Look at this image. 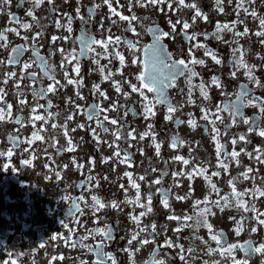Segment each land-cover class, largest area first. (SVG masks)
I'll return each instance as SVG.
<instances>
[{
    "label": "flooded vegetation",
    "instance_id": "1",
    "mask_svg": "<svg viewBox=\"0 0 264 264\" xmlns=\"http://www.w3.org/2000/svg\"><path fill=\"white\" fill-rule=\"evenodd\" d=\"M186 3H196L200 10L208 17L207 22L202 18H197L192 27L188 29V33H196L197 38L191 42L187 41L182 35V24L176 25L174 38H165L162 43L165 49L172 54V59H184L189 61V49L192 48V55L197 59H203L204 65H195V71L199 75L193 78L194 85L200 84L201 80L206 85L210 84L211 77L220 76L221 88L212 85L208 88L209 99L205 100L198 88L193 89L192 100L195 103L188 102V84L186 76L177 78L175 86L167 90L170 102L178 108L174 114L176 119L184 121L183 124H175L170 120H166L167 114L164 105H157L155 108V116L144 119L142 110V100L137 93H131L128 83L139 86V82L135 79L136 75L141 71V65L132 64L133 55L142 59V49L146 44L152 43L153 37L148 29L151 26L158 25L163 31L172 33L168 21L173 23L177 19L187 20L190 24L195 14L194 9L181 7L178 0L173 3V9L169 10L167 4L160 5L164 12H160L157 8L149 5L148 7H140L133 0L132 11H129V0H112V5L121 14L126 16L136 15L138 19L133 22V27L138 35H134L128 30V22L120 21L119 17L111 16L107 5L102 0H54V4H49L44 0L39 7H34L33 0H9L8 4H3L0 0V31L7 28L15 27L19 30L20 35L17 36L13 32H7L8 47H0V89L4 90V101L6 104L12 105V115L6 116L0 121V152L6 153L12 149L13 155L9 158L7 155L0 157V264H81V261H87V264H94L96 259L88 248L71 247L61 240L58 236L53 240L52 236L59 234L60 236H72L77 239L80 236L88 235L89 231L94 228H103L106 225L112 226L115 239L107 241L104 248L105 252H112L118 264H131L129 255L123 249L128 247L127 241L132 232L137 231L136 224L129 218V214L138 215L145 209L136 207L135 205L125 202V197L134 198L136 190L129 184L128 177L124 176L125 172H131L133 179L144 175V181H138L140 184V192L142 200L149 191L155 193L157 188L171 189V198L169 199L170 209H165L161 203V198L157 194L153 198V211L142 217V225L156 224L158 235L155 236V243H150L140 248L135 253L134 259L136 264H144L146 260L152 257L154 250L158 245L164 243L166 238H171L184 246V253L188 264H204V261H212L220 259L218 253L211 256L207 255V247H216L215 243L209 239L208 230L199 228L194 230L192 227H183L181 231L175 232L173 229L177 227V221L168 220L171 214L178 216H194L196 209L194 202L203 200L209 195L210 189L203 176H195L191 181L185 176H172L173 172L190 171L194 165H200L208 168L207 175L211 176L213 171H219V177H212L213 183L221 189L220 195L224 196L231 192V187L227 181L235 177H239L235 181V187L238 191L243 192L245 189H254L256 187L264 189V163H259L255 159H250L241 149L246 152H253L259 146L264 149V137H260L255 132L249 133V125L244 124L237 119L235 126L226 127L231 123L230 116L227 112L221 113L223 121H218L216 126L221 132L220 141L226 145V150L231 152L233 145L231 138L244 134L249 142L238 141L235 150L241 152L237 158L239 166L232 160H226L229 165L228 171L217 168V157L215 144L212 140V125L206 120L201 119L203 113L201 108H207L215 111L217 105L228 104L235 100L236 94L240 90V85L245 84L250 91L257 97L264 98V88L256 87L250 83L244 75V70L237 72L236 77L231 76L234 71L232 66V50L236 47L242 48L246 55L245 61L250 65H255L254 75L264 83V44L261 43L264 37H257L254 33L259 28V19L240 12L239 19L244 23L235 24L234 31L243 32L245 26L249 29V33L243 37L234 36L233 31H223L220 33L221 39H217L211 34L215 30L217 22L230 26L233 21L237 20L236 4L237 0H223L224 12L221 13L217 9L216 0H185ZM93 4H100L101 7L96 10L90 18L88 9ZM77 7L81 10V15L85 17L84 21L76 18ZM244 7L249 11L255 10L259 18H264V0H254V3L245 2ZM55 9V12H54ZM31 10L34 12L36 20L27 15ZM67 13L73 17L72 32L69 34L63 27L57 29L54 20L59 18L62 23H66V19L62 14ZM19 18L21 23H28L32 27L28 30L20 28L19 24L10 23V15ZM111 16V19L109 18ZM112 21H116L113 23ZM103 27L101 28L100 25ZM82 32H86L96 39H106L108 36L113 38L121 37L119 45L110 44L109 53L115 47L125 57V66L122 74L117 73L121 69L118 57L108 55L107 59H102L94 54L86 57H79L80 73L77 77L72 72V65H67V71L71 78L79 80L83 79L82 86L67 84L64 77L65 69L60 67L64 56L57 51L63 48L66 52L73 49L79 54L80 44L77 38ZM37 33H42L33 41V37ZM204 33H208L211 38L205 40ZM28 37L25 41L21 37ZM59 37L52 42V37ZM64 37H69L67 40ZM131 40L136 43L140 51L133 52L127 47L124 41ZM238 41V44L236 43ZM197 42L205 44L208 49L214 50L217 57L222 60L217 65L210 56H205L204 48H194ZM0 43H3L0 41ZM27 43L29 49L25 51L21 57V63L9 65L7 59L13 47ZM35 43L42 57L50 65L51 72L55 79L59 80L63 87H59L54 93H48L43 99L34 96V92H38L41 88L46 89L51 80L47 78L41 67L37 63H33L35 59L32 54L31 45ZM97 53H103V48L95 46ZM237 55H239L237 53ZM94 59H99L100 66H107L105 75L110 69L114 75L111 79L103 80L98 70V65L94 63ZM24 62L31 63L32 66L26 70L25 79L19 81L21 95H17L18 89L15 86L21 74V66ZM76 61H73V64ZM16 72L17 76L8 78V83L3 81L7 78L5 73ZM36 73V80L27 78V73ZM113 81H120L122 84V92L118 93L113 85ZM98 84L100 90L104 91L108 96L105 100L98 93L93 92V85ZM77 91L84 97L80 99ZM123 92H129L130 97L126 100ZM151 98L152 93H147ZM251 98V97H249ZM20 100L25 103L21 104ZM51 100L52 107L47 108V102ZM117 104L115 111L109 110L100 114V119L107 115L109 119H116L120 122L118 125H112L104 121L108 132L101 131L97 127L96 120L89 121L87 119V109L90 105L99 104L103 108L110 109L112 104ZM37 105H45L39 108ZM77 105L79 108H77ZM0 107H5L4 103H0ZM36 107V114L42 115L45 120L35 121V127L32 126L31 117L32 109ZM135 109V112H133ZM7 111V110H6ZM128 115L125 116V112ZM244 115L248 118L259 116L258 108L248 106L244 110ZM49 112L59 115L49 117ZM72 114L73 119L67 120L66 117ZM191 114L196 120V127L192 128L188 125ZM17 117L22 118V123H17ZM214 119V117H213ZM57 127L53 128L52 125ZM67 125L68 136L71 137L73 144L76 146L74 152H59L61 147L67 146V139L64 136L62 125ZM83 124L81 129L78 125ZM148 124H152V132L156 135V142L161 144L160 154L157 156L156 148L153 144L151 135L146 136L143 140L139 139L141 133L148 131ZM122 125V126H121ZM75 129V131H72ZM92 129H95L100 137L101 143L93 138ZM135 129L136 139L129 140L126 134ZM207 129V131H206ZM39 131L43 140H34L31 144L27 143L32 138V133ZM119 131L121 139L116 141L119 149L123 154L124 151L129 152L133 159V167L129 168L127 164H122L113 156L116 151L115 147H109L115 140L113 133ZM227 133L226 135L224 133ZM19 138V144L13 148L9 137ZM176 136L186 143L176 149L170 147L171 139ZM106 141V142H104ZM129 143L132 147L129 148ZM140 149L143 150L141 154ZM181 155L190 160L188 166L181 161H175L173 157ZM75 158L77 165H84L83 169L78 168L72 163ZM111 157L107 163L102 162L104 158ZM90 158L94 159V166L89 163ZM30 161V164H24L23 161ZM8 165L7 168L4 166ZM47 165V167H46ZM67 165V168H64ZM247 167L254 169L249 173L250 179L245 180L239 174ZM156 169V171H152ZM61 173L60 179H57L55 173ZM167 171L168 175L163 178L161 185H151V182L160 177L161 172ZM92 176L94 179L88 181L87 177ZM107 177V179H105ZM97 182L99 186L97 185ZM177 183L179 186L177 187ZM80 185H84L83 188ZM121 185L124 187L121 188ZM151 185V187H150ZM191 186L192 194L185 200H177L176 196H185L189 192ZM127 190V193L125 192ZM98 196L103 202L109 203L113 200L120 204L121 210L105 208L93 215L90 207L92 204V196ZM65 196L77 197L83 196L80 207L82 214H77L74 219L79 221L75 223L70 219L71 200H64ZM215 193L211 194V199H216ZM249 206L255 204L260 212H264V197L244 198ZM146 202V201H145ZM203 207V205H200ZM214 216L209 217V222L213 225L215 231H223L229 243H243L251 240L255 246L264 243V225H256L254 219H245L243 221V231L239 236L235 235L233 229L236 226V220L241 216L252 217L253 213H244L242 209L237 210L234 206L225 208L223 212L219 208H213ZM234 217L235 219H230ZM264 219V217H261ZM98 220V223L96 221ZM67 223L69 228L74 232H69L63 227ZM188 223H191L189 221ZM256 226L257 232L252 233L251 227ZM166 229V230H165ZM145 234H141L143 238ZM199 236L202 239H197ZM99 235L91 236L83 243L89 246L99 242ZM207 241V244L204 243ZM41 243L45 246L41 247ZM137 242H133L131 248H137ZM194 249L189 252L188 249ZM179 248L160 249L158 259L164 260L165 264H184L178 258ZM11 253V256L8 254ZM63 259H59V257ZM237 259H245L244 254L236 250ZM57 257V259H52ZM108 264H111L109 261ZM230 264V261H225ZM249 264H264V253H253Z\"/></svg>",
    "mask_w": 264,
    "mask_h": 264
},
{
    "label": "snow or ice",
    "instance_id": "2",
    "mask_svg": "<svg viewBox=\"0 0 264 264\" xmlns=\"http://www.w3.org/2000/svg\"><path fill=\"white\" fill-rule=\"evenodd\" d=\"M49 4H54V0H47ZM79 2V0H78ZM103 4L107 5L109 12L111 16L119 17L120 21H127L128 22V30L131 31L134 35H138L136 33L135 27H133V22L138 19L136 15L126 16L121 14L119 11H117L116 8L112 5V0H102ZM176 2V0H135V4L139 5L140 7H148L151 5L154 8H157L158 11L164 12V9L162 7H158L160 5L167 4V7L169 10L175 11L173 9V3ZM231 2V0H229ZM246 0H237L236 4V15L237 20L232 22V25L230 26L228 23L221 24L217 22L215 26L214 32L211 34V36L216 37L217 39H221L220 33L223 31H233L234 36L236 37H243L248 35L249 29L245 26L243 32L234 31L235 24L237 23H244V21L239 19L240 12L243 11L245 15H250L253 18L259 19V28L260 30L256 31L254 33L257 37H264V18H259L258 14L255 10L249 11L248 8L244 7ZM248 3H254V0H247ZM9 0H3V4H8ZM42 3H44V0H33L34 7H39ZM119 3V0H117V4ZM178 4L181 7H186L189 9H194L195 14L192 17L191 24L187 20H180L177 19L175 23H173L171 20L168 21L169 26L172 29V33H169L167 31H163L158 25L151 26L148 31L151 33L153 40L152 43L146 44L143 46L142 49V59L137 58L135 55H133V59L131 61L132 64H137L138 62L141 65V71L136 75L135 79L139 82V86L137 84H133L130 81H124L125 83H128L129 88L131 89V93H137L141 100H142V110L144 114V119H149L151 116H155V108L157 105H164L167 110V114L165 116L166 120H170L175 124H183L184 121L176 119L174 117V114L178 111V108L174 106L168 97L167 90L171 87L175 86V82L177 78L181 76H186L187 84H188V102L189 103H195L192 100V92L193 89L198 88L200 91L201 96L205 99H209L208 94V88L212 85L216 86L217 88H221V77L214 75L211 77L210 84L206 85L203 80H201L200 84L194 85L192 83L193 78L197 77L199 75L198 72L195 71V65H204L205 61L203 59H197L194 55H192V48L189 49V55L191 56V59L189 61H185L184 59H172V54L168 52L162 41L165 38H174V33L176 31V25L182 24V35L186 38L187 41L191 42L193 40H196L197 35L196 33L189 34L188 29L192 27V25L195 24L196 19L202 18L205 22H207L208 17L205 13H203L200 8L196 5V3H186L185 0H178ZM223 0H216L217 9L223 13L224 8L222 6ZM133 6V0H129V11H132ZM101 7L100 4H93L92 7L88 9L89 17L91 18L93 14L96 12L97 9ZM55 12V9H54ZM10 15V23L19 24L20 28L28 30L32 27V25L28 23H21L19 21V18ZM27 15L32 17L33 20H36L37 18L34 15V12L29 10L27 12ZM62 16L66 19V23H62L61 19L57 18L54 20V23L57 27V29L64 28L69 34L72 32V22L73 17L68 15L67 13L62 14ZM111 16L109 17L111 19ZM76 18H78L81 21L85 20V17L81 15V10L79 7L76 9ZM113 23H116V21H112ZM100 27L102 28V22ZM7 32H13L17 36L20 35V32L17 28L11 27L7 28L3 31H0V41L3 43H0V47L7 48L8 47V39H7ZM42 33H37L36 36H34L32 39L35 41L39 35ZM205 40L210 39L211 36L208 33H204ZM69 37H64L63 39L67 40ZM21 39L27 41L28 37H21ZM59 37L53 36L52 42H55ZM79 44H80V50L79 54H77L76 50L73 49L71 52H66L65 49L60 48L57 49L63 56L64 60L61 62L60 67L62 69H65L64 71V77L67 81V84L70 85H76L77 87L82 86L83 79L80 78L79 80L71 78L69 76V72L67 71V65H72V72L75 73V75L78 77L80 73V63H79V57H86L89 56V54H94L95 56H99L102 59H107L108 55H112L114 57H118L121 69L117 70V73L122 74V69L125 66V57L124 55L119 52L115 47L112 49V52L109 53V45L115 44L119 45L121 43V37L116 36L112 37L111 35L108 36L106 39H96L94 36L88 35L86 32H82L81 35L77 38ZM126 43L127 47L133 52V54L137 51H140V49L137 47L136 43H134L131 40L124 41ZM238 44V41L236 42ZM262 44H264V40L261 41ZM95 46H100L103 48V53H97ZM194 48H204L205 49V56H210L212 60L217 64L220 65L222 63V60L217 57V54L214 50L208 49L205 44H201L197 42L195 45H193ZM32 48V54L35 58L33 60V63H37L38 66L41 67L42 71L45 73L47 78L52 81L48 85L46 89L41 88L38 92H34V96H38L40 99H43L47 96L48 93H54L57 91L59 87H63L61 82L57 79H55L54 75L51 72L50 65L46 61L45 57H42L40 55L39 50L37 49L35 43L31 45ZM29 49V45L27 43L18 45L16 47H13L11 49V52L9 54V57L7 59V63L9 65H16L21 63V57L25 51ZM237 53L239 55H237ZM246 55V52L240 48L236 47L232 50V66L234 67V71L231 72V76L233 78L236 77V74L239 70H244V75L248 78L249 82L254 84L256 87L264 88V83H261L260 79H258L254 75V71L256 69L255 65L248 64L244 57ZM73 61H76V63L73 64ZM5 63L4 61H0V64ZM94 63L98 65V70L102 76L103 80L111 79V77L114 75V73L108 69L107 75H105V70L107 66H100L99 65V59H94ZM32 66L31 63L24 62L21 66V74L19 76V80L16 81L15 86L18 89L17 95H21L22 93L19 92L20 89V83L19 81L25 79V72L27 69H29ZM36 73H27V78L35 81L36 80ZM5 76L7 77L3 83H8V78L16 77V72H10L5 73ZM113 85L118 93L122 92V84L120 81H113ZM93 92L98 93L100 97H103V99L107 100L108 96L104 91L100 90V86L98 84L93 85ZM147 93H152V97L150 98ZM77 96L80 99H84V97L77 91ZM124 98L127 100L130 97L129 92H123ZM251 97V98H249ZM0 103H4L5 107H0V121H3L6 116L10 117L12 115L11 104H6L4 101V90L0 89ZM21 104H24V100H20ZM254 106L258 108L260 115L248 118L244 115V109L248 106ZM52 102L49 100L47 102V108H51ZM39 108H44L45 105H37ZM77 108L79 106L77 105ZM117 109V104H112L111 108H103L99 104L90 105L87 109V119L89 121L96 120L97 127L101 129L103 132H108L109 129L105 127L104 121H107L108 123L112 125H118L120 122L116 119H109L107 115L103 116V119H100L101 113H106L109 110L115 111ZM7 110V111H6ZM37 108L34 107L32 109V117H31V123L32 126L35 127V121L38 120H45L47 122L46 118L42 115L36 114ZM133 112H135V109H133ZM201 112L203 115L201 116V119L206 120L209 124L212 125V140L215 144V151H216V157H217V168H222L225 173L228 171L229 165L225 163L226 160H232L235 161L237 166H239V160L237 159L241 152H244L245 155H247L250 159H255L259 163H264V149H261L259 146H257L253 152H246L244 149H241V152H237L235 150V145L238 143V141H244L249 142L247 140L246 135L240 134L237 137L231 138V144L233 145V150L231 152H228L226 150V145L222 144L220 141L221 132L219 128H217L216 124L218 121H223V116L221 113L227 112L230 116L231 123L227 125L226 127L230 128L232 126H235L237 123V119L241 120L244 124L249 125L248 132L252 133L255 132L260 137H264V98L255 96L247 85L241 84L240 90L236 94L235 100L231 101L228 104L224 105H217L215 111H211L210 109L201 108ZM49 117H52L53 115H59L58 113L53 114L49 112ZM128 115V112H125V116ZM190 118L187 121L188 125L192 128H195L196 120L194 117L189 114ZM214 117V119H213ZM67 120H72L73 115L70 114L66 117ZM17 123H22V118L17 117ZM122 126V125H121ZM53 128H56L57 125L53 124ZM64 131V136L67 139V146L61 147L58 151L59 152H74L76 150V146L73 144V141L71 137L68 136V128L67 125L61 126ZM79 128H83L84 125H78ZM153 128L152 124H148V131L141 133L139 136L140 140H143L146 136L151 135L153 144L156 148V154L159 156L160 154V147L161 144L156 142V135L151 130ZM39 131H35L32 133V138L27 141V143L31 144L34 140H43V137L39 134ZM72 131H75V129H72ZM207 131V129H206ZM227 134L226 132L224 133ZM92 135L93 138L97 141V143H101L100 137L97 134L95 129H92ZM115 136V140L112 144H109V147H115L116 151L113 153V156L119 160L122 164H127L129 168L133 167L132 164V155L124 151L123 154L121 153V150L119 149V145L116 143V141H119L121 139L120 132L117 130L113 133ZM126 138L129 140H135L136 134L135 129H132L126 134ZM9 140L12 143V147L15 148L19 144V138H13L9 137ZM106 142V141H104ZM186 142L179 139L178 137L174 136L170 141V147L173 149H176L178 146H183ZM129 148L132 147V145L129 143ZM141 154H143V150L140 149ZM7 155V157H11L13 155L12 149H9L6 153L0 152V157H3ZM109 159H112L111 157L104 158L102 162L107 163ZM175 161H181L185 166H188L190 163L189 159L184 158L181 155H176L173 157ZM24 164H30V161H23ZM72 163L76 165L78 168L83 169L84 165L80 164L77 165L75 158H72ZM89 163L94 166V159L90 158ZM5 168L8 167V165L4 166ZM47 167V165H46ZM64 168H67V165H64ZM152 171H156V169H152ZM254 171L253 168L247 167L244 171H242L239 175L242 176L245 180L250 179L252 177L249 176V173H252ZM208 168L200 165H194L190 171H180V172H173L172 176L175 179L177 176H185L189 181H191L195 176H203L206 183L209 186L210 192L209 195L205 196V198L201 200H196L194 202V208L196 209L194 216L184 215V216H178L175 214H171L167 217L168 220H175L177 221V227L173 229L175 232H179L182 230L183 227H192L194 230H198L199 228L203 227L208 230L209 239L215 243L216 247L213 248L211 246L207 247V255L211 256L213 254L218 253L220 256V259L218 260H212L210 261H204V264H225V261H230V264H249V260L253 253H264V243H260L258 246H255L254 243L251 240L245 241L243 243H229L227 241V238L225 236V233L221 231H215L213 228V225L209 222V217L214 216L215 213L213 212V208H219L221 212L225 210V208H231L235 207L237 210L242 209L244 213H253L252 217L241 216L239 220H236V226L233 229L236 236H239L241 232L243 231V221L245 219H254L256 221V225H264V219L261 217H264V212H260L255 204H252L249 206L248 202L244 199L246 196H250L251 198H259L264 197V189L256 187L254 189H245L243 192L238 191L235 187V181L239 179V177H235L233 179H230L227 181L228 185L231 187V192L227 195L221 196L220 191L221 189L217 187L216 183H213L212 177H219L220 172L219 171H213L211 173V176L207 175ZM57 179H60L61 173L57 171L55 173ZM167 171L161 172V175L159 178L153 180L151 182V185H161L163 178L167 176ZM124 176L128 177L129 184L132 188L136 190V195L134 198H128L127 195L125 197V202L128 204L135 205L136 207L145 209V211H141L138 215L136 214H129V218L136 224L137 231H134L131 233L130 238L127 241L128 247L124 248L123 251L127 252L129 255V259L131 261V264H136V261L134 259L135 253L140 251V248L148 245L150 243H155V236L158 235L156 231V224L152 223L151 225H142V217H145L147 214L151 213L153 211L152 209V202L155 195H159L161 198V203L165 209H170L169 205V199L171 198V189L166 188H157L155 193L152 191H149V193L146 194L144 200H142L141 192H140V184L138 181H144L146 177L144 175H141L136 178V180L133 179V174L131 172H125ZM94 179L92 176H88L87 180L90 182ZM107 179V177H105ZM150 185V187H151ZM99 186L98 182L97 185ZM179 184L177 183V187ZM81 188L84 187V185H80ZM124 186L121 185V188ZM127 193V190H125ZM215 193L216 199H211V194ZM192 194L191 186L189 188V192L185 196H176L177 200H185L189 198ZM64 200H71V207H70V219H73L75 223H79V221H76L74 217L77 214H82V210L80 207L81 201L84 200L83 196H77L75 198L65 196ZM146 201V202H145ZM200 205H203V207H200ZM90 207L93 210V215H95L100 210H103L105 208H112L116 210L120 209V204L113 200L109 203L103 202L98 196L93 195L92 196V204ZM230 219H235L234 217H230ZM191 221V223H188ZM98 223V220L96 221ZM63 227L68 229L69 232H74L73 229L69 228V225L67 223L63 224ZM166 230V229H165ZM258 228L256 226L251 227L250 231L252 233L257 232ZM114 229L110 225H106L103 228H94L89 231L88 235L80 236L77 239H73L72 236L64 237L60 236L59 234L53 235L52 239L55 240L58 238L61 240H64L66 244L70 245L71 247L75 248L77 246L79 247H85L88 248V250L95 255L96 259L94 261V264H108L110 261L111 264H118V261L115 257V255L112 252H105L104 248L106 246L107 241H112L115 239V236L113 235ZM145 234L143 238H141V234ZM89 235L95 236L99 235L101 237L100 241L97 242L93 246H89L84 244L83 242L86 241L89 238ZM197 239H202L201 237L197 236ZM133 242H137L138 246L135 250L131 248V245ZM204 243L207 244V241ZM41 247H44L45 244L41 243ZM168 248V249H175L179 248L180 252L177 254L178 258L181 261H184V264H188V261L186 260L185 256L183 255L185 249L182 244H179L177 241H174L171 238H166L164 243L161 245H158L157 248L154 250L152 257L149 258V260H146L144 264H165L164 260L158 259L160 249ZM236 250L241 251L244 254L245 259H237L235 256ZM189 252L194 251V249L189 248ZM11 256V253L8 254ZM52 259H57V257H52ZM59 259H63V257H59ZM7 264V262H5ZM11 264H16V262L13 260L11 261ZM81 264H87V261H81Z\"/></svg>",
    "mask_w": 264,
    "mask_h": 264
}]
</instances>
